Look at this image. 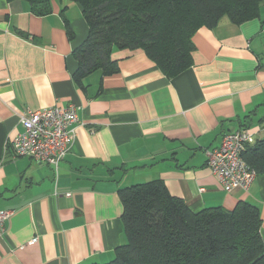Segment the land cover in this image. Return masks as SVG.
Segmentation results:
<instances>
[{
  "label": "crops",
  "instance_id": "obj_1",
  "mask_svg": "<svg viewBox=\"0 0 264 264\" xmlns=\"http://www.w3.org/2000/svg\"><path fill=\"white\" fill-rule=\"evenodd\" d=\"M87 35L79 4L55 1L39 16L25 0H0V209L11 211L0 264L111 260L126 241L118 189L156 178L194 211L257 205L264 242V176L226 192L206 155L243 126L264 139V2L240 24L199 28L192 66L173 78L142 49H119L116 73L77 82L73 51ZM69 103L78 119L56 171L14 156L22 115Z\"/></svg>",
  "mask_w": 264,
  "mask_h": 264
},
{
  "label": "trees",
  "instance_id": "obj_2",
  "mask_svg": "<svg viewBox=\"0 0 264 264\" xmlns=\"http://www.w3.org/2000/svg\"><path fill=\"white\" fill-rule=\"evenodd\" d=\"M25 1L35 15L44 16L61 0ZM65 1L80 5L88 26L86 39L73 51L77 82L97 70L102 76L116 73L111 54L119 49H142L173 78L193 64L192 37L199 28L213 29L222 17L240 24L257 17L264 2ZM241 155L249 169L264 176V139L247 144ZM118 197L126 241L111 260L88 264H264L260 210L249 201L239 200L232 209L217 205L194 211L159 178L121 187Z\"/></svg>",
  "mask_w": 264,
  "mask_h": 264
},
{
  "label": "built area",
  "instance_id": "obj_3",
  "mask_svg": "<svg viewBox=\"0 0 264 264\" xmlns=\"http://www.w3.org/2000/svg\"><path fill=\"white\" fill-rule=\"evenodd\" d=\"M75 119L77 120L75 105L68 109L52 107L37 112L29 111L21 120L23 130L12 140L14 152L57 167L73 141L74 131L68 129V126ZM247 132H232L229 134L230 141L225 140L207 152L208 165L227 192L234 189L245 190L253 180L255 172L239 157L247 137L250 140L252 138ZM69 195L70 193H66V196ZM9 216L8 212L0 210V235L3 232V222Z\"/></svg>",
  "mask_w": 264,
  "mask_h": 264
},
{
  "label": "rangeland",
  "instance_id": "obj_4",
  "mask_svg": "<svg viewBox=\"0 0 264 264\" xmlns=\"http://www.w3.org/2000/svg\"><path fill=\"white\" fill-rule=\"evenodd\" d=\"M76 4H78V3H76ZM85 20V19H84ZM117 63V62H116ZM192 66V65H191ZM190 66V67H191ZM189 67V68H190ZM189 68H187V69H189ZM186 69V70H187ZM185 71V70H184ZM180 74V73H179ZM178 74V75H179ZM168 78V77H167ZM74 106V104H72V103H69V104H67V105H64V106H58V105H54V106H51V107H48V108H52V107H60V108H63V109H68V107H73ZM48 108H43V109H37V110H29V111H35V112H37V111H41V110H44V109H48ZM75 108H76V106H75ZM76 110H77V108H76ZM29 111H27L24 115H26ZM22 118H23V115H22ZM22 118L20 119V123H21V120H22ZM76 118H77V113H76ZM78 119V118H77ZM72 120H70V122H71ZM77 120L75 119L73 122H71L70 124H69V126H68V129H70V130H72V131H74L75 130V128H74V123L76 122ZM21 127H22V125H21ZM23 130V128L19 131V132H21ZM242 131H244V132H247L249 135H250V137L252 136V138H251V140H250V138L249 137H247L248 139L246 140V144H244V147H243V149H241L240 150V153H239V157H240V160L246 165V162H245V160L242 158V152H243V150L245 149V147H246V145L248 144H250V143H253L254 142V140H255V137H254V133L253 132H251L250 130H248L247 129V127H240V128H238L237 130H235V131H231V132H227V133H224L223 134V136H222V139H221V141H220V144L219 145H221L222 144V142H224L225 140H227V141H230V139H231V135H229V134H231L232 132H242ZM18 132V133H19ZM17 133V134H18ZM16 134V135H17ZM15 135V136H16ZM73 139H74V137H73ZM13 140V139H12ZM73 142V141H72ZM71 145H72V143H71ZM71 145L69 146V149H70V147H71ZM218 145V146H219ZM10 146H11V148H12V151H13V154H14V156H28V155H20V154H16L15 152H14V150H13V147H12V141H10ZM217 147V146H216ZM216 147H212V148H210V149H207L206 150V155H207V152L208 151H210V150H213V149H215ZM69 151V150H68ZM68 153V152H67ZM66 153V154H67ZM66 156V155H65ZM64 156V157H65ZM28 157H30V156H28ZM30 158H32V157H30ZM33 160H35L34 158H32ZM64 159V158H63ZM62 159V160H63ZM61 160V161H62ZM35 161H37V160H35ZM60 161V162H61ZM37 162H42V161H37ZM45 163H47V164H49V165H51V166H53L52 164H50V163H48V162H46L45 161ZM207 164H208V158H207ZM58 166H59V164H58ZM58 166L57 167H55V166H53V168L55 169V171L57 170V168H58ZM209 166V165H208ZM210 167V166H209ZM211 171H212V169H211ZM216 176V175H215ZM257 177V174L256 173H254V177H253V180L251 181V183L249 184V186L252 184V182L255 180V178ZM218 179V178H217ZM219 181V180H218ZM249 186H248V188H249ZM247 188V189H248ZM247 189H245V190H247ZM231 192V191H230ZM1 210V209H0ZM3 211H6V212H8L9 214H11V211L10 210H3ZM4 220V219H3ZM2 220V221H3ZM8 220V218H6L5 220H4V222H3V232L5 231V223H6V221ZM3 232L1 233V235L3 234Z\"/></svg>",
  "mask_w": 264,
  "mask_h": 264
}]
</instances>
